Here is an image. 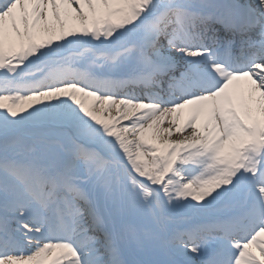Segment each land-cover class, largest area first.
I'll list each match as a JSON object with an SVG mask.
<instances>
[{
  "label": "snow or ice",
  "instance_id": "obj_1",
  "mask_svg": "<svg viewBox=\"0 0 264 264\" xmlns=\"http://www.w3.org/2000/svg\"><path fill=\"white\" fill-rule=\"evenodd\" d=\"M0 264H264V0H0Z\"/></svg>",
  "mask_w": 264,
  "mask_h": 264
}]
</instances>
